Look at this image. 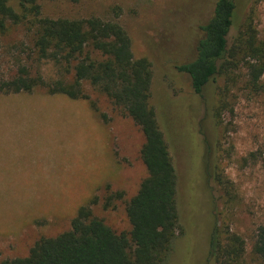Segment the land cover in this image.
Segmentation results:
<instances>
[{
  "label": "rangeland",
  "instance_id": "1",
  "mask_svg": "<svg viewBox=\"0 0 264 264\" xmlns=\"http://www.w3.org/2000/svg\"><path fill=\"white\" fill-rule=\"evenodd\" d=\"M214 2L41 1L50 17L117 19L136 56L152 61L153 99L179 175L184 228L165 264H212L207 253L216 225L243 236L250 258L264 224V76L256 90L241 78L232 89L233 111L217 119L211 108L223 79L198 95L178 69L195 56L198 25L210 18ZM237 2L231 36L251 16L264 40V0ZM32 38L33 30L22 23L0 33V81L14 76L20 63L47 82L63 77L60 65L30 56ZM84 87L87 99L51 94L48 87L0 91L2 258L25 256L39 238L68 230L83 205L118 233L131 230L127 204L148 175L141 157L144 135L104 93L88 83Z\"/></svg>",
  "mask_w": 264,
  "mask_h": 264
},
{
  "label": "trees",
  "instance_id": "2",
  "mask_svg": "<svg viewBox=\"0 0 264 264\" xmlns=\"http://www.w3.org/2000/svg\"><path fill=\"white\" fill-rule=\"evenodd\" d=\"M41 1L0 0V33L11 24L26 25L33 30L30 56L60 65L63 77L47 82L20 63L14 76L0 81V91L20 93L48 87L51 94L87 99L84 86L90 84L142 130L141 157L148 175L127 204L129 232L118 233L95 216L89 205H83L68 230L39 238L25 256L2 258L0 254V264H165L184 228L178 202L179 175L153 99L152 61L136 56L130 34L117 19L50 17L43 14ZM237 13V0H215L210 18L198 25L195 56L178 66L198 95L211 81L223 79L211 108L217 119L233 111L232 89L241 78L256 90L264 76V40L259 38L252 17L240 24L234 36L230 34ZM209 173L214 179L215 173ZM116 194L123 195L120 191ZM247 254L243 236L230 228H212L207 253L212 264H264V224L256 232L251 257Z\"/></svg>",
  "mask_w": 264,
  "mask_h": 264
}]
</instances>
